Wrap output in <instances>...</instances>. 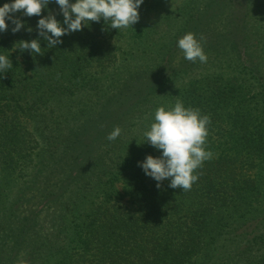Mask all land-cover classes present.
<instances>
[{
    "label": "trees",
    "instance_id": "trees-1",
    "mask_svg": "<svg viewBox=\"0 0 264 264\" xmlns=\"http://www.w3.org/2000/svg\"><path fill=\"white\" fill-rule=\"evenodd\" d=\"M165 1L144 0L132 29L41 38L35 57L18 42L39 17L0 33V264H264V0H186L143 23ZM188 32L207 62L178 61ZM176 96L210 118L212 157L186 191L137 166L160 156L143 134Z\"/></svg>",
    "mask_w": 264,
    "mask_h": 264
},
{
    "label": "clouds",
    "instance_id": "clouds-1",
    "mask_svg": "<svg viewBox=\"0 0 264 264\" xmlns=\"http://www.w3.org/2000/svg\"><path fill=\"white\" fill-rule=\"evenodd\" d=\"M52 3L58 6L62 22L48 10V5ZM143 3L144 0H10L0 6V33L8 31L10 25L13 34L25 28V22L16 17L17 12L24 17H39L37 38L18 42L21 46L19 50H26L35 57L42 51L41 38L47 42L48 48H54L63 43L61 37L81 31L89 22L103 20L112 29H132L131 26L140 19L139 9ZM42 11L48 14L42 16ZM26 31L31 32L32 29L27 28ZM202 41V36L198 40L194 33L188 32L178 38L176 46L184 59L205 63L207 55ZM10 68L9 56L0 54V72ZM176 97L174 105L155 109L152 122L143 134L144 142L159 151L160 156L148 155L143 161H138L137 166L146 177L156 182L157 188L168 180L170 188L186 191L198 180L195 170L212 157L206 141L210 118L201 114L198 108L185 107L183 101ZM121 131L120 127H115L106 139L115 141Z\"/></svg>",
    "mask_w": 264,
    "mask_h": 264
},
{
    "label": "rangeland",
    "instance_id": "rangeland-1",
    "mask_svg": "<svg viewBox=\"0 0 264 264\" xmlns=\"http://www.w3.org/2000/svg\"><path fill=\"white\" fill-rule=\"evenodd\" d=\"M185 1L186 0H166L163 3V5L160 6V8L158 10L149 12L143 18V23H145L146 25H149V24L153 23L155 20H157L160 17L164 16L165 13H168V12H171V11H177L180 7H182L184 5ZM253 1L254 0H250V4H252ZM249 6H251V5H249ZM227 9L222 8V10L220 11L219 17H222L224 14H226L227 13ZM247 9H248V7L245 9V11ZM216 14H218V13H216ZM239 14H240V12L237 13V15H239ZM249 17H250V14H248L247 20L249 19ZM198 28H200V31H202L201 29L206 30L205 27L196 26L197 31H199ZM217 28L220 29V27H218V26H217ZM113 43L116 45V47H118V49L120 51L119 53H120L121 56H125V55H127V54H129V53H131V52H133L135 50V49H133V45H131V43H129V41H127L125 39H122V40L119 39V40L113 41ZM179 53H180V59L178 61H182L184 59L183 58V54H182L181 51ZM24 124L27 125L28 123L25 122ZM22 206H24L23 201H22Z\"/></svg>",
    "mask_w": 264,
    "mask_h": 264
}]
</instances>
